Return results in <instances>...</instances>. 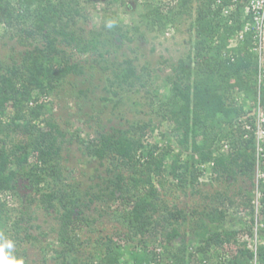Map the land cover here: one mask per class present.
I'll use <instances>...</instances> for the list:
<instances>
[{
  "label": "trees",
  "instance_id": "obj_1",
  "mask_svg": "<svg viewBox=\"0 0 264 264\" xmlns=\"http://www.w3.org/2000/svg\"><path fill=\"white\" fill-rule=\"evenodd\" d=\"M101 1L0 0V25L15 39L0 59V243L11 241L12 255L24 264H47V249L42 247V261L36 263L23 247L38 240L29 229L35 218L31 208H40L54 211L59 223L62 248L53 264H249L252 251L239 241L240 231L220 226L227 220L226 207L236 204L247 210L248 219L240 220H245L249 236L255 229L258 260L264 264V182L257 210L249 189L232 187L240 178L254 188L253 116L257 104L264 111V61L258 84L250 33L228 46L249 19L243 1L195 0L189 50L173 62L164 60L168 72L162 81L169 92L152 108L158 121L120 114L123 99L146 95L150 75L146 64L136 66L135 48L118 50L144 40L142 27L161 32L174 25L180 12L191 13L185 7L172 13L171 6L165 11L144 4L138 18L123 25L110 5L126 12L137 1L103 0L98 23L91 22L86 8ZM186 1L178 3L186 6ZM225 7L227 14L222 12ZM76 52L81 59L73 57ZM116 52L120 59L112 55ZM62 86L81 102L73 118L83 125L82 136L79 127L69 133L71 122L63 120L62 127L53 113L50 98ZM98 88L101 104L83 111L89 94ZM115 114L121 122H112ZM164 122L172 124L176 139L148 143V133ZM244 122L251 128L245 129ZM222 139L227 140L225 151H220ZM72 140L81 156L95 163L84 185L71 182L73 169L61 162L66 157L63 144ZM206 165L224 187L211 193L191 190L199 194V208L195 203L178 207L174 187L173 198H163V171L184 190L194 186ZM259 166L264 171V161ZM110 212L125 231L88 235L96 232L94 221ZM82 224L87 231L80 236L74 228Z\"/></svg>",
  "mask_w": 264,
  "mask_h": 264
},
{
  "label": "rangeland",
  "instance_id": "obj_2",
  "mask_svg": "<svg viewBox=\"0 0 264 264\" xmlns=\"http://www.w3.org/2000/svg\"><path fill=\"white\" fill-rule=\"evenodd\" d=\"M137 4L132 6V9H127L126 12L123 11L122 6H118L116 3H112L110 5L111 11H115L117 17L122 21L123 25H131V21L133 19H137L139 16V13L144 10L143 5H152V6H160L163 10H167V6H171L172 13L176 12L178 9H188L190 11V15L186 12H180L176 15L174 19V25L168 24L166 28L161 32H156L155 30H148L142 27L140 30H142L145 33V39L144 40H133L132 42L126 43L127 45H123L121 49L118 51H127L128 48H135V54L138 57V60L136 61V66L139 67L141 65H147V71L149 72V77L147 78V84H146V95L142 92L138 94L136 97H132L130 99H123V105L119 108V112L122 115V117L129 118V119H142L143 121L152 120V121H158L159 116L152 112V108L154 109L159 101L165 100L168 96V90L169 86L164 85L163 77L164 74L168 72V68L165 67L164 60L173 62L178 57L184 55L190 48V38L193 34V32L188 30L190 27V24L192 23V20L194 18L193 10L196 4L195 0H188L186 1V6L183 4L178 3L179 0H136ZM125 2L131 3V0H125ZM103 0L101 2L96 3V8H92L87 6L86 12L88 13V16L91 18V22L98 23L99 17L101 16V13L98 9L101 7H104ZM182 5V6H181ZM174 11V12H173ZM9 30L5 29L3 25H0V59H2L10 50L12 47H14L15 39L14 37L9 38ZM232 47V46H231ZM69 51V50H68ZM119 52L113 53L112 55H117L120 59ZM78 52L73 54V57L81 59V57L77 54ZM83 56V55H82ZM86 71L88 69L86 68ZM97 75L96 73H94ZM86 75V74H85ZM88 78V77H87ZM92 79V78H91ZM96 78H94L95 80ZM65 86L59 87L57 90L56 95H52L50 98L51 107L53 110V113L56 116L57 121L61 124L63 127L64 123H62L63 120H69L71 122V125L68 126L69 133L73 132L75 127H79L80 129V136L84 135V129L83 125L78 121L74 120L73 115L81 105V102L75 100L73 96H69L67 92V88L64 89ZM102 94L98 90H96L95 93H90L89 98L90 102L84 103L83 105V111H91L93 109V104L96 105L95 107H99L101 104V100H99V96ZM132 100L139 101V105H133ZM79 103V104H76ZM240 102V100H238ZM256 109V108H255ZM136 110V111H135ZM253 110V109H252ZM118 112V111H117ZM260 117L264 118V111H260ZM120 114H115L112 116V122H121L119 119ZM256 113H254L253 116V123L255 121ZM122 118V119H123ZM74 120V121H72ZM171 123L164 122L161 124L160 128L155 129L152 133H148L146 136V141L148 143L158 142L160 145H164L168 142H173L176 139V134L174 132H171ZM264 125V124H263ZM65 128V127H64ZM67 134V138L68 135ZM161 133H165L164 136H161ZM66 138V139H67ZM262 140V151L256 148L255 139H254V145H255V156L257 163H262L264 161V136L261 138ZM227 140L222 139L220 141V151H225L228 149L227 146ZM64 148L61 152V154L65 157V160H62L61 162L65 164L70 169H73V174L69 180L71 182H81L82 185L85 184L87 180V176L89 174H92V167H94V162L91 161L88 163L86 160L87 158H84L81 156L80 150L78 149V145L76 144L75 140H72L71 144L64 143ZM259 153H263V156H260ZM181 161L184 160V156L180 157ZM169 159H166L165 166L167 167ZM262 161V162H261ZM165 169H168L166 168ZM205 168H201L204 170L200 176L197 178V182L194 183V186L192 187H185V189H181L176 185L178 182L175 178H172L169 174L168 170L163 171L161 177L159 178L162 182V185L159 187V190L161 194L163 193V198L171 200L170 198H173L171 195V188L174 187L176 189L175 196L176 198L173 200V202L178 207H191L195 203L197 207H200L201 199L199 197L198 193H192V191L199 190L202 193H211L215 190H221L224 187V183L220 182V180H215V177L211 172H209L208 166H204ZM255 167V171L256 172ZM260 168V166H259ZM85 173V174H84ZM214 178V179H213ZM67 181V180H66ZM254 181V188L251 187L249 184L241 183V179L238 178L237 184L235 186H232L233 188H236L237 186H241L242 188L245 187L247 190L250 191L251 196V202L254 204V207L257 206L258 203V197H259V189L262 186V183L264 182L263 179L256 180V175L254 173L253 177ZM154 183L156 186H159L157 184V180L154 179ZM255 183L257 184V187L255 188ZM231 190V189H230ZM24 191V190H23ZM21 193V190L19 189V192ZM229 196L234 197L231 193H229ZM234 199V198H233ZM15 201V200H14ZM210 202V200L206 199V203ZM116 204V203H115ZM115 204H113V207L115 208ZM194 204V205H195ZM10 206L16 205L15 202L9 204ZM117 205V204H116ZM239 206V207H238ZM255 207V208H256ZM32 213L34 214L35 218L30 222V224L33 225L32 228L29 229L30 234L35 235L37 237V241L30 243L22 244V246L26 249V254L28 257L36 262L41 263L42 256L44 255L43 251L41 250L42 247L47 249V253H45L44 257L47 261V264H53L56 262L57 259H59L58 253L61 250L62 246L59 242V223L55 218H53L54 211L45 212L44 209L40 208H31ZM227 210V220L223 222L221 228L223 229H236L239 232L238 239L240 242L250 243L251 240L254 238V228H253V234L252 236H249L248 228H246L245 220L242 219H248V213L247 210L241 209L240 205H228L226 207ZM257 210V209H256ZM257 212V211H255ZM81 223H77V226ZM96 229V232L88 233L91 237L94 235H110L113 234L116 231H125L124 225L120 224L116 218L112 216V213L106 214L102 216L101 218H98L94 221L93 225ZM76 229L74 232L79 233L80 236L85 235L87 228L84 224L81 225V228ZM71 233V232H70ZM258 238V237H257ZM135 245V243H130ZM177 245V244H176ZM137 250H141L140 247L136 244ZM158 247V245H157ZM193 247V246H192ZM191 248V247H190ZM189 248V250H190ZM193 249V248H191ZM165 260V259H163ZM160 264H164V262H161Z\"/></svg>",
  "mask_w": 264,
  "mask_h": 264
},
{
  "label": "built area",
  "instance_id": "obj_3",
  "mask_svg": "<svg viewBox=\"0 0 264 264\" xmlns=\"http://www.w3.org/2000/svg\"><path fill=\"white\" fill-rule=\"evenodd\" d=\"M232 1H236V0H232ZM240 1H243L244 8H245V14L249 15V19L243 22L241 30H239L238 32H236L235 34L231 36V38L229 39L230 42L228 46L230 47L236 46L239 42H241L244 39V35L246 33H250L251 42H252L251 49L257 56V63H258L257 82L259 84L261 79L263 78V66L262 65L264 61V0H240ZM228 10H229L228 7L223 8L222 10L223 14H227ZM260 111L261 110L257 104V107L254 110V113H256V117H254L255 121H254L253 134H254L256 148L262 151L261 138L264 136V125H263L264 118L260 117V114H261ZM243 126L245 129L251 128L249 123H246V122H244ZM259 155L263 156V153H259ZM255 175H256L257 181L259 179L264 178V171H262L259 168V163H257ZM256 187H257V184L255 183V188ZM258 205L259 204L257 203V206ZM253 237L254 238L250 242L252 244L246 243L247 248L252 251V258L250 259L249 264H261L257 256V246L260 243V241L257 238L255 229H254Z\"/></svg>",
  "mask_w": 264,
  "mask_h": 264
},
{
  "label": "clouds",
  "instance_id": "obj_4",
  "mask_svg": "<svg viewBox=\"0 0 264 264\" xmlns=\"http://www.w3.org/2000/svg\"><path fill=\"white\" fill-rule=\"evenodd\" d=\"M109 27H111V23H109ZM13 248V243L9 240H4L0 243V264H24L22 258H15L11 249ZM8 249L9 251H6Z\"/></svg>",
  "mask_w": 264,
  "mask_h": 264
}]
</instances>
